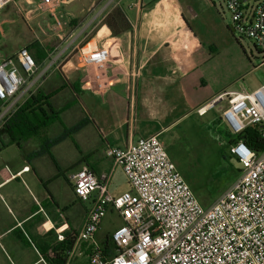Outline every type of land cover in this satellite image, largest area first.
Here are the masks:
<instances>
[{"label": "crops", "instance_id": "1", "mask_svg": "<svg viewBox=\"0 0 264 264\" xmlns=\"http://www.w3.org/2000/svg\"><path fill=\"white\" fill-rule=\"evenodd\" d=\"M39 1L15 0L12 5L29 30L15 25V10L0 17V51L5 54L0 60L33 42L43 50L45 59L38 66L44 76L21 99L22 105L39 90L49 95L64 88L35 111V119L45 125L33 137L18 145L9 143L7 134L0 136L5 144L0 150V264H43L38 252L52 259L51 250L73 239L70 264H87L78 255L87 257L112 231L101 234L102 223L94 242H77L92 201L75 195L71 176L86 167L96 175L112 174L113 196L130 190L122 191L116 182L126 175L106 156L107 146L124 149L150 136L163 140L182 119L199 116V108L236 90L204 91L207 83L196 71L210 59L202 58V45L189 26L193 12L181 0H67L62 12L73 18L61 37L52 31L48 14L34 11ZM115 9L130 25L119 36L103 25ZM88 42L112 47L111 70L117 80L103 96L83 88V71L76 66L75 53ZM59 55L67 60L62 68L54 65ZM66 96L69 101L63 102ZM141 122L155 128L144 134ZM25 167L30 169L23 172ZM58 234L65 241H58Z\"/></svg>", "mask_w": 264, "mask_h": 264}, {"label": "built area", "instance_id": "2", "mask_svg": "<svg viewBox=\"0 0 264 264\" xmlns=\"http://www.w3.org/2000/svg\"><path fill=\"white\" fill-rule=\"evenodd\" d=\"M66 2L40 0L34 7L35 12L51 17L52 31L59 37L73 18L62 12ZM223 2L231 15V29L253 42L264 64V0ZM14 3L0 0V12ZM76 55L83 88L105 95L117 80L111 70L112 47L88 42ZM60 59L66 60L62 55L57 62ZM43 76L26 47L0 60V130ZM225 99L229 107L223 111L222 121L232 134L258 126L264 137V83L252 92L225 93L199 108L198 115L205 116ZM230 148L242 164L241 175L208 208L196 197L158 136L139 138L124 149L107 146L106 156L122 168L130 185V190L118 196L109 192L111 173L96 175L85 167L73 174L75 195L92 201L78 243L94 242L108 213L115 212L121 221L109 234L111 250L106 243L89 249L90 264H264V150L256 151L242 140ZM29 169L25 167L23 172ZM57 239L65 241L61 234ZM73 250L65 264L71 263ZM38 254L43 264H49ZM49 256L53 258L55 251Z\"/></svg>", "mask_w": 264, "mask_h": 264}, {"label": "rangeland", "instance_id": "3", "mask_svg": "<svg viewBox=\"0 0 264 264\" xmlns=\"http://www.w3.org/2000/svg\"><path fill=\"white\" fill-rule=\"evenodd\" d=\"M150 1L152 0H144L145 3ZM181 2L193 12L189 18V26L202 45L203 60L210 59L207 63L202 61L201 67L196 71L207 83L204 91L211 93L227 89L252 92L258 89L264 83L263 56L254 48L251 40L241 38L233 32L231 15L223 0ZM125 8L128 10L127 6ZM13 10L12 5L6 7L0 17L14 13ZM20 16V13L15 12V25L28 26ZM26 39L30 42L29 36L26 35ZM25 47L27 46H23ZM4 55L0 51V58ZM75 58L77 59L76 53ZM66 63L67 60L60 59L57 65L62 68ZM66 101H69L67 96L63 97V102ZM220 101L202 118L191 114L182 119L170 130V136L161 140L178 170L205 207H210L224 194L240 177L242 170V164L231 153L230 148L234 144L229 139L230 135L232 138L238 135L232 134L225 124L220 123L223 111L229 107L228 101ZM137 119L140 121V116ZM159 122L156 120L153 126L157 127L156 123ZM139 125L144 134L155 128L152 125L145 126L144 122ZM116 182L122 191L130 189L125 176ZM120 224L116 215L108 213L101 234L114 231ZM78 257L88 264L86 255L82 253Z\"/></svg>", "mask_w": 264, "mask_h": 264}, {"label": "trees", "instance_id": "4", "mask_svg": "<svg viewBox=\"0 0 264 264\" xmlns=\"http://www.w3.org/2000/svg\"><path fill=\"white\" fill-rule=\"evenodd\" d=\"M15 12L18 11L15 10ZM19 18L22 19L21 16ZM103 25L107 26L112 31L113 36H119L122 33L130 30V25L127 19L125 18L122 11L119 9L113 10L104 19ZM22 26L24 25L22 24ZM25 27L27 30H29L28 26ZM26 48L30 51V53L34 57L37 65H40L45 59L41 46L37 42H33L31 45L27 46ZM62 88H64V85L61 86L57 91L52 92L49 95L43 94L42 91L40 90L37 91L36 94L32 95L31 98L28 99L19 108V110L9 120V122H7V124L3 127V129L0 130V136L7 134L9 136V143H16L18 145L19 142L33 137L37 133L39 127L42 128L45 125V124L40 125V123L35 119V111L40 110V105L47 102V100L51 99ZM52 119H56V118L49 117V120ZM69 133L70 132H68L63 136L58 137L55 140V142L58 143L59 141L63 140L65 136L68 135ZM229 139H231V142L234 141V143L237 142L238 140H242L247 146H249L250 148L256 151L264 150V137L261 135L258 126H250L243 133L239 134L235 138H232V136L230 135ZM4 146L5 144L0 143V150ZM75 240L76 239H73L69 242H65L64 246L55 248L54 249L55 256L52 259H47V257L43 255L44 259L47 260L49 264H65L69 257V252L73 250ZM105 247L106 249L111 250V244L109 239L106 241Z\"/></svg>", "mask_w": 264, "mask_h": 264}, {"label": "snow or ice", "instance_id": "5", "mask_svg": "<svg viewBox=\"0 0 264 264\" xmlns=\"http://www.w3.org/2000/svg\"><path fill=\"white\" fill-rule=\"evenodd\" d=\"M47 227V226H46Z\"/></svg>", "mask_w": 264, "mask_h": 264}]
</instances>
